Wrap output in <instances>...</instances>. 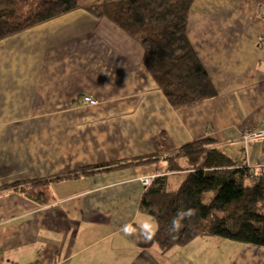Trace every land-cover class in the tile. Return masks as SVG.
Returning <instances> with one entry per match:
<instances>
[{
    "label": "crops",
    "instance_id": "obj_1",
    "mask_svg": "<svg viewBox=\"0 0 264 264\" xmlns=\"http://www.w3.org/2000/svg\"><path fill=\"white\" fill-rule=\"evenodd\" d=\"M187 36L217 95L178 107L107 17L76 8L0 39V185L157 156L53 181L44 205L1 192L0 264H264L263 247L203 235L162 252L140 234L156 229L140 178L180 184L165 158L182 144L211 138L237 165L264 167V140L241 138L264 116V0H194Z\"/></svg>",
    "mask_w": 264,
    "mask_h": 264
},
{
    "label": "trees",
    "instance_id": "obj_2",
    "mask_svg": "<svg viewBox=\"0 0 264 264\" xmlns=\"http://www.w3.org/2000/svg\"><path fill=\"white\" fill-rule=\"evenodd\" d=\"M194 0H0V39L76 8L107 17L144 48V64L172 107L213 98L217 91L187 36L188 14ZM155 154L128 161L85 167L72 173L17 180L0 185V193L16 191L44 205L52 195L51 182L109 168L148 164ZM166 171H182L175 189L164 175L153 178L142 194L139 210L156 223L154 242L165 252L197 236L213 235L264 248V167L252 173L215 144L202 138L182 144L166 157ZM212 183L213 195H205ZM194 209L179 232L171 230L173 217Z\"/></svg>",
    "mask_w": 264,
    "mask_h": 264
},
{
    "label": "clouds",
    "instance_id": "obj_3",
    "mask_svg": "<svg viewBox=\"0 0 264 264\" xmlns=\"http://www.w3.org/2000/svg\"><path fill=\"white\" fill-rule=\"evenodd\" d=\"M193 215H195L194 209H187L179 211L175 217L172 219L171 230L173 232H179L181 228H183L184 221L190 219ZM122 231L126 236H133L137 234V230L132 228L130 225H125L122 228ZM156 229H150L149 223H145L140 229V234L144 235L145 239H151L155 235Z\"/></svg>",
    "mask_w": 264,
    "mask_h": 264
},
{
    "label": "built area",
    "instance_id": "obj_4",
    "mask_svg": "<svg viewBox=\"0 0 264 264\" xmlns=\"http://www.w3.org/2000/svg\"><path fill=\"white\" fill-rule=\"evenodd\" d=\"M81 103L91 106L96 105L97 100L90 95H84L81 98ZM241 138L245 143L252 140H264V116L259 120L256 128L252 130H247L245 133H243ZM153 178V175L143 176L140 178V182L142 186L146 189L152 183Z\"/></svg>",
    "mask_w": 264,
    "mask_h": 264
},
{
    "label": "rangeland",
    "instance_id": "obj_5",
    "mask_svg": "<svg viewBox=\"0 0 264 264\" xmlns=\"http://www.w3.org/2000/svg\"><path fill=\"white\" fill-rule=\"evenodd\" d=\"M94 1H97V0H86V2L87 3H91V2H94ZM84 9V8H83ZM171 172V171H170ZM182 172V171H181ZM184 174V173H183ZM152 176V175H151ZM181 178H183L182 176H177V175H175V176H173L172 177V184H174V183H176L178 180L179 181H181L182 179ZM209 182H207L206 183V185H205V191H212V193H213V190L211 189L212 188V186L210 187V185L211 184H208ZM179 184V183H178ZM178 184H176V185H172V186H174V187H171L172 189H175V188H177L179 185ZM176 186V187H175ZM208 236H213V235H208ZM214 237V236H213ZM215 237H217V238H221V239H224V240H226V241H233V240H230V239H226V238H222V237H219V236H215ZM234 243H240V242H236L235 240L233 241ZM241 244V243H240Z\"/></svg>",
    "mask_w": 264,
    "mask_h": 264
}]
</instances>
